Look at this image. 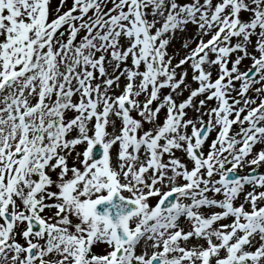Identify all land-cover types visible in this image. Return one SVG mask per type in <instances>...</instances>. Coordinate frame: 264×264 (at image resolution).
Returning a JSON list of instances; mask_svg holds the SVG:
<instances>
[{"label": "snow or ice", "instance_id": "snow-or-ice-1", "mask_svg": "<svg viewBox=\"0 0 264 264\" xmlns=\"http://www.w3.org/2000/svg\"><path fill=\"white\" fill-rule=\"evenodd\" d=\"M261 169L264 0H0V264H264Z\"/></svg>", "mask_w": 264, "mask_h": 264}]
</instances>
